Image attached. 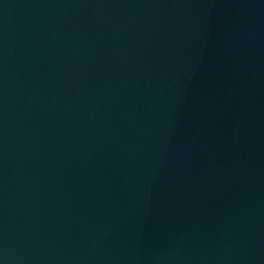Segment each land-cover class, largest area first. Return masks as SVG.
<instances>
[{
    "label": "water",
    "instance_id": "water-1",
    "mask_svg": "<svg viewBox=\"0 0 264 264\" xmlns=\"http://www.w3.org/2000/svg\"><path fill=\"white\" fill-rule=\"evenodd\" d=\"M0 264H264V0H0Z\"/></svg>",
    "mask_w": 264,
    "mask_h": 264
}]
</instances>
